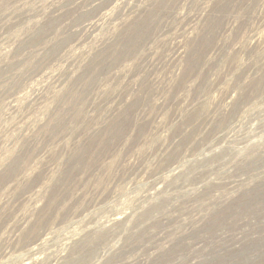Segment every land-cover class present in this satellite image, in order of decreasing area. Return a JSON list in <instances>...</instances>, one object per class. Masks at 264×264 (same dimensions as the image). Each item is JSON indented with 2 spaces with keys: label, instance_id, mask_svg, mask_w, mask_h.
I'll return each mask as SVG.
<instances>
[{
  "label": "rangeland",
  "instance_id": "374dc122",
  "mask_svg": "<svg viewBox=\"0 0 264 264\" xmlns=\"http://www.w3.org/2000/svg\"><path fill=\"white\" fill-rule=\"evenodd\" d=\"M0 264H264V0H0Z\"/></svg>",
  "mask_w": 264,
  "mask_h": 264
}]
</instances>
